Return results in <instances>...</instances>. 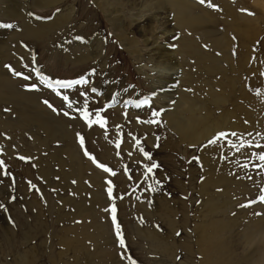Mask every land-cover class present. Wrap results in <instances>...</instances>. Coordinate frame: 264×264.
<instances>
[{
  "label": "rangeland",
  "instance_id": "rangeland-1",
  "mask_svg": "<svg viewBox=\"0 0 264 264\" xmlns=\"http://www.w3.org/2000/svg\"><path fill=\"white\" fill-rule=\"evenodd\" d=\"M115 1L111 0L113 7L126 11L121 15L129 24L136 11H131L128 2L120 5ZM11 2L0 0V25L2 22L21 23L3 15L13 5ZM97 3L95 0H66L58 7L31 8L41 20L47 21L68 6L73 14V22L64 28L65 32L68 31L67 37L55 36L50 44L18 37L8 43V48H2L5 51L0 52V72H7L19 81L17 86L20 91L38 93L35 103L16 100L17 104L10 90L0 86V161L3 162L0 165V264H153L157 257L169 259L166 254L160 253L157 247L160 241L157 240L155 245L153 240L145 237L148 229L153 230L156 226L167 239V245H172L174 249L167 254H173L180 247L175 264H191L193 260L199 263L201 257L193 232L204 221L205 214L229 221L239 219V228L245 223L240 213H245L247 219H257L260 215L264 217V202L259 199L264 195V161L259 159V155L264 154V117L261 116V121L257 118L252 122L253 118L245 113L240 115L241 119L235 117V121L232 120L237 123H233L231 131L217 132L204 142L191 144L169 127L163 118L164 107L160 102L151 103L146 109L130 115L127 110L123 112L117 109L115 104L105 103L101 93L93 92L89 84L76 85L72 94L59 97L55 94L56 86L53 89L45 87L41 74L29 72L30 68L34 69V64L20 47L24 48L26 44L27 48L33 50L35 61L41 69L58 80H79L92 74L94 82L101 83L110 72L112 78L124 84L123 88L131 91L133 96L136 94L145 100L151 97V74L154 71L148 60L151 48L144 45L138 35L135 36L138 41L136 48H130L129 42L122 39L121 32L108 18L110 13H104ZM254 3L257 1L246 0L243 4L246 9L243 10L251 9ZM260 4L255 7L264 12V4ZM222 8L220 10L214 6L213 14L222 16L225 7ZM254 14L257 16V13ZM208 20L211 31H216L212 20ZM143 21L142 24L148 25L146 19ZM225 23L222 22L218 28L226 26ZM73 33L83 35L84 40L98 37L103 51L101 61L91 59L76 64L74 55L73 59H67L62 46L64 39L73 37ZM160 33L157 34L158 38ZM183 37L186 35L181 33L178 38ZM195 39L199 42L202 40L198 36ZM169 40L167 36H161L157 41L165 45ZM200 47L210 58L220 57L208 44L200 42ZM135 49L139 54L131 53ZM183 55L184 52L178 59L187 64L184 76L193 72L194 77H186L187 80L177 84L181 86L177 91L183 89L191 96L204 98L209 91L210 94L215 91L210 89L212 84L218 87L221 81L229 83L235 79L236 90L241 88L237 89L235 85L244 86L247 78H244V73L231 72L225 64V75L206 73L200 68L205 69L208 63L197 64L193 57ZM252 56L256 55L253 53ZM15 72L22 75L17 76ZM25 76L29 78L24 79ZM33 84L35 88H32ZM216 89L219 91V88ZM259 93L260 96L264 95V78L259 82V87L252 90L254 99ZM65 96H69L67 100ZM45 100L52 107L45 104ZM213 106L215 111L217 106ZM81 107H86L89 120L96 121L99 113L107 123L101 127L97 123L89 125L88 121L84 122ZM38 111L43 114L37 115ZM219 113L216 111L217 115ZM81 137L86 140L87 151L84 162L78 165L70 155L72 147L78 145ZM137 140L140 141L139 145ZM141 147L150 153V160L140 153ZM208 149H214L210 157L216 168L214 170L219 176H228L230 181L227 184H217L215 181L205 186L202 192L199 188L204 181L202 153H208ZM90 152L111 171L95 168L96 164H91L86 158ZM153 163L159 167L147 173L146 169ZM90 165L103 178H108L109 184L102 185L88 169ZM113 172L115 175H112ZM109 188H112L111 196L108 194ZM208 202L215 203V206L207 208ZM260 204L262 207H259ZM150 205L156 206V210L151 212L147 207ZM114 207L116 223L112 219ZM213 208L217 211H212ZM220 209L221 213H218ZM116 224H119L125 240L123 247L119 243ZM238 230L235 233H239ZM220 232L218 239L225 241L224 238L228 236ZM237 246L239 255L253 257V251L248 252L251 245L245 240L244 244ZM253 258L257 259L256 256Z\"/></svg>",
  "mask_w": 264,
  "mask_h": 264
},
{
  "label": "bare ground",
  "instance_id": "bare-ground-1",
  "mask_svg": "<svg viewBox=\"0 0 264 264\" xmlns=\"http://www.w3.org/2000/svg\"><path fill=\"white\" fill-rule=\"evenodd\" d=\"M65 1L66 0H12L11 3L13 5L15 3V5H10L6 10L7 12H4L3 15L10 20L13 19L21 23H13L11 24L12 27H0V52L5 48H8V43H12V40L18 37L36 42L44 41L49 44L52 43L55 36L60 35L62 38L65 37L68 32H65V26H68L73 22V14L72 12L70 13L68 6H66L64 11H59L53 19L47 21L41 20L31 9H49L52 7H58L62 6ZM95 1L98 2V7H100L104 13H110L108 18L112 24H115L117 30L121 32L122 39L129 42L131 45L130 48H136L137 46L136 44L138 41L135 39L136 35H138L140 39H143L144 45L151 48L152 53L149 55L148 60L151 64L150 66H152L151 68L154 69L153 74H151L153 92L150 94L151 97L146 100L141 99L140 96L136 94L133 96L131 91L123 88L124 84L122 85V83H119L115 78H112L110 72L107 73L108 77H105L101 83H95L92 74L84 76L83 78L87 80L86 84L95 88L96 92H100L105 103L115 104L118 107L117 109H120L123 112L127 110L131 115L137 114L146 109L151 103L160 102L159 104L164 107L163 118L166 119L169 127L171 126L185 141H188L191 144H198L203 140H208L217 132L231 131V127L237 123L232 122V120L235 117L241 119L240 115H244L245 113L253 118L252 122H255L257 118H259L260 121L262 120V117H264V95L260 96L259 93L258 97L254 99L252 90L254 87H259V82L264 78V12L255 7L260 3L264 4V0H256L257 3H254L255 6H251V9L249 10H243L246 9L243 6L246 0H206V3L204 4H201L200 0H116L120 5H124V3L126 4L128 2L131 11H136V14L134 13L135 16L132 15V20L129 24L124 21L125 16L121 15L124 11L117 10V7H113L114 2L112 3L111 0H103V2H101V0ZM216 3L221 6H217ZM116 4L118 5V3H115V5ZM209 4L218 7V9L220 8V10L223 9L222 6L225 7L224 14L222 16L216 15L217 13L213 14L212 8L214 7H210ZM262 4H260V6ZM254 13H257V16H255ZM208 18L212 20L213 25L217 28L216 31H211V25ZM144 19L147 20V22L145 21V23L148 24L146 26L141 23ZM222 22H226V26L218 28ZM1 24L6 25L7 23L2 22ZM202 29L209 31L203 32L201 31ZM158 32H161L160 37L167 36L170 39L168 44H158L157 40L160 38L157 37ZM181 33L185 34L186 37L179 39L178 37ZM74 34L75 33L71 34L73 37L69 36L64 39L65 42L62 47L65 49L67 55L66 58L73 59L72 56L74 55V61L76 64H83L91 59L101 61L103 51L102 44L99 42L100 39L94 37L84 40L83 35ZM130 35H132V37ZM197 36L199 39H202L200 42L208 44L212 51H214V54L216 52L220 57L213 56V58H210L209 54H206L200 47V42L195 39ZM66 45H69V47L66 48ZM23 46L24 48L20 47L19 49L24 51L29 57V60L31 58L32 63L34 64V69L30 68L29 72L32 74H41L40 77L47 78L53 86H56L55 82L58 79L43 71L38 62L35 61L36 58L34 57L33 50L27 48L26 44ZM138 52L139 51L135 49V51H132L131 53L134 55V53L137 54ZM183 52L184 55L186 54L187 56L193 57L194 63H208L205 69H202V67L200 68V70H203L206 73L218 72L219 74L225 75L226 68L223 67V64H225L231 72L244 73V78L247 77L244 80V86L239 87L235 85L237 89L241 88V90H236L234 88L235 79H231L229 83L221 81L220 84H217L218 87H214L212 84L210 89H215V91L211 94L209 91L204 98L191 96L188 94L189 92H184L183 89L177 91V88L181 87L177 86V84H181L187 80L186 77H194V74H192L193 72L187 73L186 77L184 76V67L187 64H184L182 59H178V56ZM253 53L256 56H252ZM1 57L2 56L0 55V59ZM202 65H204V63ZM102 66L103 69L106 68L105 64ZM104 71L107 72V70ZM19 83L20 82L15 80L9 73L0 72V86L2 85L10 90L13 94V100L15 103L18 102L16 100H22V102L24 101L26 103H35L38 99V93H28L24 92L22 89V91H20L17 86ZM43 85L47 88L53 89L52 87H48L46 83ZM43 85L41 86L43 87ZM83 85L84 84L79 86L81 87ZM74 88L75 87H57L56 89L54 88V90L56 91L55 94L59 93L57 95L63 97V95H68V93L72 94L75 90ZM216 88H219V91ZM262 97L263 100L261 99ZM232 98L233 100H231ZM144 101H147V103H143ZM227 103H230L228 107L225 106ZM138 104L140 105L139 107L136 106ZM213 105L217 106L215 111ZM86 107L84 109L82 107L80 108V112L83 113L81 116L83 121L86 120L84 118V110ZM225 107H227V109H225ZM216 111H220V113L217 115ZM36 114L42 115L43 112L38 111ZM99 118L104 122V125L107 123L102 117L99 116ZM97 124L100 125L99 123ZM81 140H83V144H81ZM85 148L86 140L83 139V137H81L78 145L76 144L72 147L70 157L75 161L77 160L76 162L78 165L81 164V162H84L83 157L87 151ZM82 152L84 154H82ZM213 153L214 149H208V153L207 151L202 153V160L204 161L202 162L204 165L202 167L204 168V181L201 183V186H199L202 192L205 191V186H208L215 181L217 184H227L230 181L227 178L228 176H219L220 174L218 175L214 170L215 167L210 159ZM86 158L90 163L94 162L93 164H96L97 167L95 168H101L98 167L100 164L97 161L98 159L94 157L91 152ZM144 165L148 166V164L145 163ZM90 166L88 169L92 170V173L95 174L96 178L102 185L109 184L110 180L108 178H103L101 173ZM222 169L219 171H222ZM189 172H191V170H189ZM191 175H193V173ZM192 179L194 181V178ZM208 203V206L206 205L207 208L215 206V203ZM147 207L153 212L156 206L150 205ZM259 207H262L261 204ZM214 210L216 209L213 208L212 211ZM221 210L222 209L218 210V213H221ZM211 215L205 214L204 221L202 218L203 222L199 223L200 225L194 229L193 238L198 246L196 249L198 248V255H200L201 260L199 263H196L193 258L191 264H264V217L262 215L257 219H247L245 213H240V215H242L241 220H245V223L241 224L240 228L239 219V221L237 219H235L236 221H229L224 218L221 219V217L218 219ZM153 227L151 228L153 229ZM103 230L105 231V229ZM236 230H238L239 233H235ZM148 231L149 233L145 234L146 239L153 240L155 245L157 240L160 241V243H158L159 245H157L160 253L166 254L169 258L162 259V257H160L158 259L157 257V260L154 261L153 264H175L174 261L177 260L179 253L178 249L180 247L175 249L176 251L174 253L172 251L173 254L169 255L167 254L168 251H171L173 248L172 245H167V239L161 230L156 226L153 230L148 229ZM219 231H221L220 234L228 236V238H224L225 241L218 239ZM236 238H238V240H236ZM244 240L251 245L248 252L253 251V257L256 256V260L249 255L241 256L237 253V245L239 243L244 244ZM115 249V251H117V248ZM170 259H173V261L169 262Z\"/></svg>",
  "mask_w": 264,
  "mask_h": 264
},
{
  "label": "snow or ice",
  "instance_id": "snow-or-ice-1",
  "mask_svg": "<svg viewBox=\"0 0 264 264\" xmlns=\"http://www.w3.org/2000/svg\"><path fill=\"white\" fill-rule=\"evenodd\" d=\"M200 3H201V4L206 3V0H200ZM209 6H210V7H214V5H212V4H209ZM0 27H12V25H11V24H6V25H0ZM14 74L17 75V76L22 75V73H20V72H15ZM28 78H29V77H27V76L24 77V79H28ZM41 82H42V83H46V84L48 85V87H53L52 83H51L50 81H48L47 78H45V77H41ZM86 83H87V80H85L84 78H81V79H79V80H67V81L57 80V81L55 82V85H56V87H58V88H72V87H74L75 85H82V84H86ZM35 87H36L35 84H33V85H32V88H35ZM92 91L95 92L96 89L93 88ZM57 94H59V93H57ZM64 99L67 100L68 97L65 96ZM44 103L47 104L49 107H52V105L49 104V102H48L47 100H45ZM143 103H147V101H144ZM136 106L139 107L140 105L138 104V105H136ZM68 107L71 108L72 105L69 104ZM54 110H55V109H54ZM65 115H67V113H65ZM154 115H159V113H154ZM97 117H98V118H97L96 121L89 120V119H88V113H87V110H86V109L84 110V118L88 121L89 125H91L92 123H99L101 127H104V122L99 118V113H97ZM148 123H153V121H148ZM220 135H224V134L221 133ZM233 135H235V133H233ZM136 143H137V145H139V144H140V141L137 140ZM209 143H215V141H209ZM81 144H83V140H81ZM157 146H158V145H157ZM117 147H119V144H117ZM258 147H259V145H258ZM140 151L143 153V155H144L147 159H149V160L151 159V155H150V153L144 151L143 147L140 148ZM21 159H23V157H21ZM259 159H260L261 161H264V154H260V155H259ZM2 163H3V162L0 161V165H2ZM98 167L103 168V170H104L105 172H109V171H111L110 169H108L107 167H105L103 164H99ZM158 167H159L158 164L153 163L150 167H148V168L146 169V172H147V173H151V172L153 171V169L158 168ZM112 175H115V173L113 172ZM157 183H159V181H157ZM149 187L151 188V186H149ZM153 190H154V189H153ZM108 194H109V196L112 195V188H109V189H108ZM259 199H260L261 202H264V195H261V196L259 197ZM242 206H243V205H242ZM112 214H113V215H112L113 223H116V209H115V207L112 209ZM116 228H117V236L119 237V243H120V245L123 247L124 244H125V240H124L123 236L121 235L119 224H116ZM178 235H179V233H178Z\"/></svg>",
  "mask_w": 264,
  "mask_h": 264
}]
</instances>
